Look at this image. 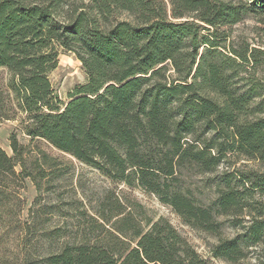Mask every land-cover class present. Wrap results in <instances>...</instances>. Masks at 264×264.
Segmentation results:
<instances>
[{
  "label": "trees",
  "instance_id": "16d2710c",
  "mask_svg": "<svg viewBox=\"0 0 264 264\" xmlns=\"http://www.w3.org/2000/svg\"><path fill=\"white\" fill-rule=\"evenodd\" d=\"M263 16L258 0H0V121L19 124L11 155L0 147V219L26 180L52 190L69 157L156 196L216 239L213 258L257 250L264 264V50L229 43ZM61 52L86 76L66 102L49 79ZM190 175H214L209 203L184 187ZM125 211L105 199L78 242L23 264H208L166 219L143 228Z\"/></svg>",
  "mask_w": 264,
  "mask_h": 264
},
{
  "label": "rangeland",
  "instance_id": "374dc122",
  "mask_svg": "<svg viewBox=\"0 0 264 264\" xmlns=\"http://www.w3.org/2000/svg\"><path fill=\"white\" fill-rule=\"evenodd\" d=\"M231 31L229 43L233 47L247 43L264 50V16L246 19ZM49 79L62 102L68 100L74 87L86 82L81 63L67 52L60 53L58 66ZM18 125V121H0V147L8 155H11L8 136ZM19 140L23 144L28 143V139L22 135H19ZM51 152L61 155L54 149ZM70 162L72 166L67 174L55 181L52 190L48 192H44V189L37 192L29 180L24 182L22 188H17L22 210L19 211L20 203L13 200L7 204L9 213L2 214L0 219V264H23L26 256L38 260L55 251L62 242H78L87 231L90 219L93 217L99 221L96 212L100 211L107 198L123 205L125 212L131 213L143 228H148V220L166 219L208 264H231L211 256L210 250L217 242L214 237L192 230L172 208L161 203L156 196L139 188L113 182L98 171L66 157L65 163ZM235 166L259 168L256 162L244 160H239ZM213 176H185L183 184L202 203L207 204L214 197L215 190L213 186H206L205 181ZM142 216L146 220L142 221ZM222 233L224 237H232L235 231L224 224ZM257 253V250L251 251L238 264H256Z\"/></svg>",
  "mask_w": 264,
  "mask_h": 264
},
{
  "label": "water",
  "instance_id": "95a60500",
  "mask_svg": "<svg viewBox=\"0 0 264 264\" xmlns=\"http://www.w3.org/2000/svg\"><path fill=\"white\" fill-rule=\"evenodd\" d=\"M258 1H260V2H263V3H264V0H258Z\"/></svg>",
  "mask_w": 264,
  "mask_h": 264
}]
</instances>
